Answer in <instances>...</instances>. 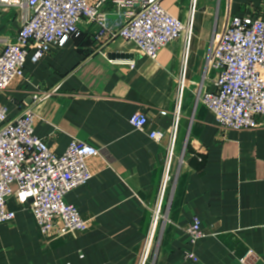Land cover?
<instances>
[{"label":"crops","instance_id":"obj_1","mask_svg":"<svg viewBox=\"0 0 264 264\" xmlns=\"http://www.w3.org/2000/svg\"><path fill=\"white\" fill-rule=\"evenodd\" d=\"M189 4L162 0L182 21ZM23 13L0 7V52L17 35ZM233 16L264 19V0H199L176 141L177 157L187 148L186 163L174 162L167 222L152 264H242L248 251L249 264L264 263V117L257 128L224 130L197 98L214 89L212 41ZM108 22L111 29L119 25L112 14ZM81 28L79 37L52 48L42 61L34 63L30 51L25 77L0 92V105L14 118L32 103L33 93L56 89L34 107V134L57 154L72 139L99 150L87 160L92 178L65 196L90 228L46 239L31 201L22 204L14 195L8 208L15 218L0 224V264H139L168 145L167 137L156 141L149 133L172 127L184 41L174 40L151 60L132 41L98 37V26L86 21ZM136 112L148 118L145 131L130 123ZM195 219L203 232L198 239L186 231Z\"/></svg>","mask_w":264,"mask_h":264},{"label":"built area","instance_id":"obj_2","mask_svg":"<svg viewBox=\"0 0 264 264\" xmlns=\"http://www.w3.org/2000/svg\"><path fill=\"white\" fill-rule=\"evenodd\" d=\"M198 3L190 0L188 19L182 21L169 14L162 0H0V7L24 11L17 35L0 52V92L15 79L25 77L30 51L34 63L42 61L52 48H63L71 38L79 37L83 21L98 26V37L108 34L132 41L151 60L171 42L183 38L185 49L172 127L168 132L149 133L156 141L167 137L168 145L159 197L139 264H149L157 231L167 222L166 200L174 181V162L177 159L179 166L186 163L187 148L177 157L176 141ZM109 14L118 18L117 28H110ZM209 57L208 66L217 73L214 89L200 91L198 102L215 115L224 130L259 127V118L264 117V19L231 17L226 28L213 38ZM133 63L129 62L131 67ZM54 93L56 89L33 93L32 103L14 118H9L7 109L0 105V224L14 220L8 200L15 195L22 204L31 201L30 209L46 239L52 233L63 238L90 228L89 221L66 202L65 196L92 178L87 160L99 153L96 147L72 139L66 151L57 154L45 139L34 134V107ZM130 123L134 129L145 131L148 118L136 112ZM13 184L17 185L15 190ZM186 231L194 239L203 237L198 219ZM252 256L248 251L242 264H249Z\"/></svg>","mask_w":264,"mask_h":264},{"label":"rangeland","instance_id":"obj_3","mask_svg":"<svg viewBox=\"0 0 264 264\" xmlns=\"http://www.w3.org/2000/svg\"><path fill=\"white\" fill-rule=\"evenodd\" d=\"M160 232H161V230H159V232L157 231V237L154 240L153 248L151 250V254L149 257V261H148L149 264H151L156 257V253L158 251V246H159V234H160Z\"/></svg>","mask_w":264,"mask_h":264},{"label":"water","instance_id":"obj_4","mask_svg":"<svg viewBox=\"0 0 264 264\" xmlns=\"http://www.w3.org/2000/svg\"><path fill=\"white\" fill-rule=\"evenodd\" d=\"M111 56H113V57H114V55H111Z\"/></svg>","mask_w":264,"mask_h":264}]
</instances>
